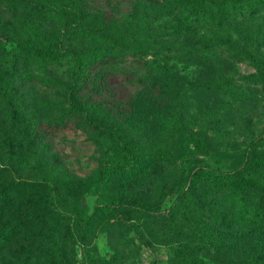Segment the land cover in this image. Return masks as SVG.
I'll return each instance as SVG.
<instances>
[{
	"label": "rangeland",
	"instance_id": "rangeland-1",
	"mask_svg": "<svg viewBox=\"0 0 264 264\" xmlns=\"http://www.w3.org/2000/svg\"><path fill=\"white\" fill-rule=\"evenodd\" d=\"M14 1L0 0V168L50 198L0 227V264H264V89L248 77L264 69V0ZM122 155L139 171L96 185Z\"/></svg>",
	"mask_w": 264,
	"mask_h": 264
},
{
	"label": "trees",
	"instance_id": "trees-1",
	"mask_svg": "<svg viewBox=\"0 0 264 264\" xmlns=\"http://www.w3.org/2000/svg\"><path fill=\"white\" fill-rule=\"evenodd\" d=\"M12 5H15L14 0H5ZM163 51L177 53L181 56H187L191 58L202 59L200 52L196 50L185 48H170L162 47ZM159 62V61H158ZM160 64V62H159ZM81 69L79 74H84L85 80L89 78V72H86L85 69ZM260 76H248L258 83L262 89H264V69L259 71ZM78 75V73L76 74ZM26 81H32L39 85L50 87L51 84L41 75H26ZM145 79L128 73L122 78L124 86L129 83L133 85H143L145 84ZM147 84V82H146ZM119 106L111 101L99 100L93 102V109L96 113H101L105 115H112L115 109ZM205 123L212 125L213 127L220 129L223 126V121L217 117L207 118ZM68 123H54L47 124L44 127L46 133H58L61 131L68 130L70 128ZM103 166L100 168L95 176L96 185L98 182L102 181L103 185L109 182L112 179V175L126 176L129 174H134L139 171V166L136 163H131L129 156L122 155L117 158L115 162H112L111 165ZM233 170V173H237L236 169ZM5 167L0 168V227H5L12 222L13 217L16 212L35 211V210H44L50 198V188L48 183L43 180H32V179H15L9 172H6ZM229 174V172L227 171ZM208 178H211L212 181L216 182L219 185L224 183V177H221L216 174H209ZM9 234L5 228L4 232L0 234V243L4 245L6 241H9L10 237H6Z\"/></svg>",
	"mask_w": 264,
	"mask_h": 264
}]
</instances>
